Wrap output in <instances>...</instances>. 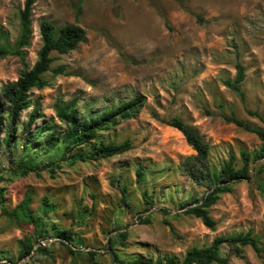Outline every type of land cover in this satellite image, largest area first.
Wrapping results in <instances>:
<instances>
[{
    "label": "rangeland",
    "instance_id": "rangeland-1",
    "mask_svg": "<svg viewBox=\"0 0 264 264\" xmlns=\"http://www.w3.org/2000/svg\"><path fill=\"white\" fill-rule=\"evenodd\" d=\"M185 1L188 11L175 0H35L33 34L24 50L27 67L33 66L41 47V21L48 20L57 28L77 24L86 35L67 55L52 53V67L63 66L66 74H45L49 85L30 92L31 107L22 113V122L36 108L43 118L33 127L49 120L61 125L53 108L58 99L77 98L82 115L137 94L146 103L135 119L99 137L117 144L129 140L131 150L96 162L70 166L60 160V152H45L42 147L32 160L39 171L23 176L19 163L27 161L21 143L6 148L0 135L4 205L13 210L29 193L37 216H41L38 209L43 197L56 206L44 219L48 231L44 239L40 230L10 220L0 211V264H114L106 249L110 238L117 241L114 250L123 261L165 255L182 259L192 247L208 246L216 237L247 232L264 247V196L255 183L241 181L220 196L209 209L216 223L214 231L199 219L183 215L186 208L182 205L200 200L208 190L194 184L183 170V162L195 152L179 131L162 123L179 118L208 142L212 149L207 163L217 171L230 154L239 168L241 151L258 150L257 136L227 123L224 116L230 108L238 119L264 130V0ZM23 6L24 0H0V28L10 43L17 37ZM237 61L245 71L240 85L244 101L224 86V81L235 78ZM22 69L18 58L0 57V88L15 81ZM49 161L60 166L53 175ZM262 163L264 159L251 164L252 180ZM139 166L146 169L141 185L135 177ZM259 178L264 180V173ZM122 187L126 203L121 201ZM144 192L153 198L151 207L144 201ZM78 214L85 216L82 222ZM147 217L149 223L142 224ZM53 228L71 230L74 240L81 239L83 246L73 248L79 254H70L58 238H52ZM28 238H32L33 250L19 259L20 243ZM88 252L95 253L93 261ZM223 255L228 264H264V257L249 247L244 248L242 258L226 250Z\"/></svg>",
    "mask_w": 264,
    "mask_h": 264
},
{
    "label": "trees",
    "instance_id": "trees-1",
    "mask_svg": "<svg viewBox=\"0 0 264 264\" xmlns=\"http://www.w3.org/2000/svg\"><path fill=\"white\" fill-rule=\"evenodd\" d=\"M179 6L188 11L185 0H175ZM35 0H24V6L18 14V34L13 43L9 42V35L0 28V57L18 58L23 65L15 81L5 83L0 88V135H4L1 143L9 148L11 145L21 143L22 153L25 159L20 161L19 168L23 169L21 174L28 175L30 172H37L39 168L32 162L34 155L38 150L44 147L45 152L53 150L60 152V160H64L69 165L77 162H96L121 155L131 150V141L125 140L122 143L104 142L99 140L102 132H108L118 127L121 123L135 119L145 106L146 100L141 94L132 96L128 100L118 101L116 105L110 106L102 111H89L82 115L77 110V98L68 102L58 99L53 105L55 117L61 123L56 125L52 120L44 121L41 126L33 127L43 116L35 108L31 111L26 122L21 121L22 113L31 107L30 92L42 90L48 87V81L45 79L46 73L53 76L65 75V67H52L54 58L52 53L58 55H67L73 51L76 46L84 41L86 32L77 24H67L57 28L52 22L43 20L39 24V35L41 47L37 53V60L32 67L25 64L24 50L29 48L32 38V8ZM245 79V71L240 62L236 63L235 78L230 81H224V86L238 95L241 101H244V94L240 85ZM224 109L223 106H219ZM228 115L224 120L242 129L245 132L254 134L260 140L261 145L258 150L251 153L241 151L239 154L242 166L236 168L235 157L230 154L229 159L224 162L219 170L211 169L207 163L211 152V145L204 141L196 132L188 128L179 118L163 120L162 123L168 127L179 131L187 145L195 152L194 156L187 158L182 166L190 180L201 187L207 188V194L200 200H191L185 202L182 206L186 208L183 215L192 216L199 219L201 223L209 230L214 231L215 221L209 214V209L219 200L223 194L230 193L234 184L241 181L255 183L256 188L264 196V180L259 178L264 173V163L260 164L257 172L254 174V180L251 177L250 166L253 163L264 159V130L253 127L250 123L235 117L232 109L227 108ZM256 116V113L248 112ZM19 131L21 132L18 135ZM84 148H86L84 150ZM32 154H30V152ZM24 165V167L22 166ZM23 167V168H22ZM50 169L49 173L53 175L59 164L53 161L47 163ZM138 185L146 181V169L139 166L135 172ZM121 201L127 202L126 189H120ZM143 198L148 206L153 205V198L145 192ZM2 190H0V211L4 217L32 225L40 230V238L48 236L44 219L53 213L56 206L43 197L39 206L37 216L31 209L32 198L29 193H25L21 201L13 210H9L4 205ZM165 211V210H163ZM78 219L82 222L85 218L78 214ZM142 224H148V217L141 220ZM52 238H58L62 245L67 248L70 254H79L73 248L82 247L83 241L79 238L74 240L75 234L68 229L53 228L50 234ZM119 237L125 238V234ZM117 243L113 238L108 240L106 249L111 256L114 264H228V257L223 255V251L229 252L236 258H242L243 250L246 247L251 248L259 257H264V247L257 236L251 232L241 233L231 236H219L213 239L210 245L201 248L192 247L182 259L174 256H161L155 259L143 257L132 258L127 261L120 260L118 253L114 250ZM43 250L41 247L37 248ZM33 250L32 238L23 240L20 243L19 259L30 255ZM90 261H93L95 253H86Z\"/></svg>",
    "mask_w": 264,
    "mask_h": 264
}]
</instances>
